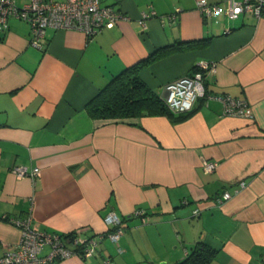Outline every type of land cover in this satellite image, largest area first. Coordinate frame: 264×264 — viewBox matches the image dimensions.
I'll list each match as a JSON object with an SVG mask.
<instances>
[{"label": "crops", "instance_id": "0c3cea01", "mask_svg": "<svg viewBox=\"0 0 264 264\" xmlns=\"http://www.w3.org/2000/svg\"><path fill=\"white\" fill-rule=\"evenodd\" d=\"M197 1L100 0L126 18L90 38L48 27L43 48L26 21L9 19L0 31V256L20 235L6 217L31 213L43 231L98 240L93 254L54 264H178L196 249L213 250L205 264H264V16L214 20ZM166 49L139 69L150 89L162 96L166 82L208 62L205 93L215 97L198 98L181 120L88 114L113 76ZM221 95L244 100L249 115L225 114ZM204 159L216 168L204 171ZM225 190L232 195L219 200Z\"/></svg>", "mask_w": 264, "mask_h": 264}, {"label": "built area", "instance_id": "2783aa9c", "mask_svg": "<svg viewBox=\"0 0 264 264\" xmlns=\"http://www.w3.org/2000/svg\"><path fill=\"white\" fill-rule=\"evenodd\" d=\"M197 7L204 16L214 20L221 15L235 18L241 13L255 17L264 16V0H227L224 5L208 0H198ZM147 16L148 14H143L139 20L142 27L146 26L145 17ZM11 18L26 21L30 26L31 44L43 48L48 27L80 29L87 38H90L103 25L114 24L126 16L111 6L102 5L100 0H27L22 5H18L16 0H0V31L8 28V21ZM213 70V63L201 62L190 74L166 82L161 96L165 105L171 111L181 113L190 111L194 102L200 97H215L206 95L204 87L205 72ZM217 97L223 103L225 114L249 115L244 100L229 95ZM201 166L204 171L211 172L216 168L217 162L204 159L201 161ZM14 171L17 175L27 173L24 168H16ZM37 174L38 169L34 168L30 177L34 178ZM242 186L244 181H240L234 191ZM231 195L230 191L225 190L221 193L219 200H226ZM194 212L197 213V209ZM143 213L142 210L135 212L136 215H143ZM31 216V213H28L24 218L6 217L10 223L19 228L20 235L16 243L5 248L0 256V264H54L55 261L72 254L89 256L96 251L98 246L96 237L83 238L79 234L72 233L71 238L65 240L62 234L41 230L32 223ZM105 221L114 225L108 232V236L113 243H117L122 232L119 218L110 212L105 216ZM68 244H72L73 247H68ZM117 250L121 252L119 246Z\"/></svg>", "mask_w": 264, "mask_h": 264}, {"label": "trees", "instance_id": "16d2710c", "mask_svg": "<svg viewBox=\"0 0 264 264\" xmlns=\"http://www.w3.org/2000/svg\"><path fill=\"white\" fill-rule=\"evenodd\" d=\"M206 41L187 44L186 47L204 46ZM173 49V48H171ZM171 52L166 49L154 52L141 62L126 67L113 76L108 84L86 104V111L92 118L111 119L140 117L146 115H167L174 120H181L188 116L192 110L175 114L163 102L162 97L150 89L139 77L141 66L151 63L162 55ZM65 240L72 234H62ZM213 250H193L178 264H205Z\"/></svg>", "mask_w": 264, "mask_h": 264}]
</instances>
